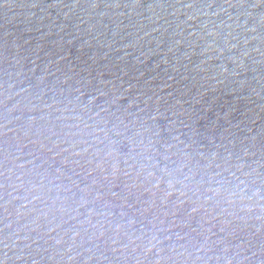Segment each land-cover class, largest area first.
<instances>
[{
	"label": "water",
	"instance_id": "water-1",
	"mask_svg": "<svg viewBox=\"0 0 264 264\" xmlns=\"http://www.w3.org/2000/svg\"><path fill=\"white\" fill-rule=\"evenodd\" d=\"M85 2L86 0H81V8L73 10L69 19H64L62 13L68 11V8L44 7L53 3V0H0V54L6 51L10 58L7 65L0 60V69L8 66L13 73L21 72L20 77L13 75V80L22 82H17L9 90L10 93L18 92L27 84L32 85L28 92L12 95L7 102V107L12 108L17 101H20L19 107L13 108L8 114V118L12 121L8 128L21 129L8 133L10 158L16 156V136H19L20 142L25 145L22 149L25 153L32 151L35 154L39 148V144L34 145L30 143L31 140L43 142L52 151L40 150L36 161L39 167L34 171L48 173V179L52 181L50 187L53 188L50 194L56 195L55 186L63 185L70 191L60 190L59 194L70 197L69 203H72L81 195H85L81 189L88 187L87 198L90 201L94 200L97 193L101 196L86 208L95 207L100 212L104 210L103 206L106 203L110 204L111 207L106 210L112 211L116 220L120 219L118 213L121 208L131 214L144 207V201L150 198L149 193L144 192V186L140 185L132 188L131 194L127 195V203L131 204L132 208L129 209L124 204L123 185L125 182L130 183L136 177L135 168L129 176L123 175L127 165L122 157L129 152V143L125 137L132 136L137 130L142 134L134 137L136 141L141 139L145 143L149 140L157 141L155 147L159 153L170 154L173 160L179 156V149L190 153L194 163L204 165L211 160V153L216 152L217 158L212 161V166L198 173V175L204 174L205 178L207 172H216L220 168L238 163L237 157L241 154L256 56V51L253 49L257 48L261 27L260 14L264 12V5L252 9L247 5L254 3V0H244L243 7L219 11V6L224 5V0H213V7L207 9L209 15H198L196 20L189 21L188 14L196 15L197 11L204 10L181 9L176 13L177 0H141L140 6L136 8L124 7L125 4L131 6L135 0H119L121 7L118 9L104 8L105 3H113L115 0H99L100 7L96 10L84 8ZM180 2L188 3L189 0H180ZM208 2L209 0H197L198 4ZM230 2L237 4L240 0H230ZM5 3L12 6L5 7ZM62 3L70 5L72 0H62ZM150 3H162L166 7L150 10L147 7ZM32 4H36L37 7H31ZM88 11L93 12L88 21L95 26L92 31L87 30V23H79ZM100 11H106L108 15L100 17L97 15ZM118 13L124 15H117ZM229 15L232 16L231 20L228 19ZM149 17L152 18L151 22ZM181 21H187V24L193 26L208 21V28L216 27L221 21L233 25L238 23L241 25L239 28H217L221 36L232 31L236 39L230 37L229 42L236 43L237 47L231 50L225 48L223 53L202 52L205 42L212 39L203 35L208 29L200 30L203 39L197 40L196 37H187L191 28L180 23ZM253 25L256 26V31H248L247 29ZM153 28L157 31H151ZM181 30L183 36L175 34ZM145 32L149 34L145 36ZM177 39H185V43L172 47ZM244 39L248 40L247 45L243 43ZM190 41L196 43L192 44ZM5 42L8 45L6 50L2 47ZM217 43L224 47L221 41L218 40ZM243 51L249 53L248 56L242 57L245 69L238 67V59H231V57H241ZM185 53L188 55L186 56ZM13 56L20 60L19 64L12 63ZM40 77L43 79H39ZM4 78L3 73L0 72V79ZM53 100L55 103H52ZM45 104H51V107H45ZM0 111H3L2 107ZM157 113L159 115H156ZM154 115L156 118L152 119ZM30 116H35L37 119L28 129L27 120ZM42 116L45 118L41 119ZM57 117L61 118L57 119ZM113 126L122 135H116V132L112 131ZM24 129L29 130L27 137L23 136ZM98 129L108 130V137L105 138L104 132L97 131ZM176 135H179L189 147L185 149L184 144H177L166 153L163 145L175 144L172 138ZM46 137L50 138L45 139ZM93 138H98L100 142H94ZM3 139L5 137H0V144ZM109 139L120 141L118 148L122 154L115 181H111V177L104 179L105 173L99 169L87 175L91 167L86 163L89 159L103 158L106 171L111 172L113 160L104 157ZM53 140L60 142L53 146ZM85 148L88 151L82 152L80 156L72 155L77 150ZM97 150L100 151L99 157L95 156ZM137 151L140 149L137 148ZM229 152L233 154L232 159L225 161L224 157ZM30 158L25 155L17 159L16 163ZM65 158L70 162L79 160L80 163L62 164L61 161ZM32 167L26 165V168ZM57 168H61L62 172L58 173ZM93 179L96 180L95 184L92 183ZM137 179L139 183L142 174ZM114 192L118 194L113 195ZM159 194L162 193L158 191ZM175 199V195L169 197L170 202ZM18 203L19 201H13L9 206V211L13 212V216L9 219L15 218L14 209ZM190 206L185 204L176 212V219H187L188 224L173 226L172 231L189 232L194 239L202 240L199 230L192 231V229L197 228L202 215L208 214L206 212L208 206L189 218L185 213ZM86 208L80 209L82 213L80 219L87 214ZM171 210L170 206L165 208L157 201L156 206L149 209L145 216L151 218L155 215L167 226L172 224L173 217L165 216L164 212ZM2 211L0 209V214ZM33 216L34 214H29L19 223L23 224ZM96 219L99 217L93 218L94 221ZM221 219L224 218L218 217L215 223L219 224ZM74 224L75 221L69 220L62 224L56 233L50 235L56 236L57 233ZM45 229L46 225L41 222L40 231L31 233L30 240L36 235H40L41 239L31 248L25 249V252L33 258L45 257L42 264H55V261L46 259L48 255L53 254L60 264H85V258L89 255H93L94 258L88 264H96L95 256L101 252L110 258L120 255L119 252L112 253L113 246L110 242H103L111 233H107L106 237L95 242L101 244L100 248H93L92 252L86 251L93 243L88 241V236L91 235V231L98 229L89 232L81 230V235L76 238L77 243L73 247V252H78L80 255L76 261L68 262L66 257L73 253L65 249L71 243V232L65 235L64 243L51 247L52 241L48 238L49 234H46ZM120 242H127L123 234ZM23 243L25 242H20ZM37 248L41 251H37ZM44 249L47 251H43ZM129 253L136 254L132 252L131 247L123 250L124 255ZM113 264H121V262L114 259Z\"/></svg>",
	"mask_w": 264,
	"mask_h": 264
},
{
	"label": "clouds",
	"instance_id": "clouds-1",
	"mask_svg": "<svg viewBox=\"0 0 264 264\" xmlns=\"http://www.w3.org/2000/svg\"><path fill=\"white\" fill-rule=\"evenodd\" d=\"M141 4V0H135V2L129 6L127 4L124 7L136 8ZM177 5L175 7V12L179 13L181 9H203L204 11H197L196 15L188 14L187 20H196L198 15L207 16L209 15L207 9L213 7V0H209L208 3H197V0H189L188 3H181L177 0ZM264 5V0H254V3L248 4V8L255 9L259 6ZM5 7H11L12 5L5 3ZM244 0H240L239 3L233 4L230 0H224V5L219 6V11H225L226 8L232 7H243ZM31 7H37L36 4H32ZM46 8H68V11L63 12L62 16L64 19H69L70 13L73 10L81 8V0H72L70 5H65L62 0H53V3L47 4ZM100 7L99 0H90V2H85L84 8L89 10H96ZM121 4L119 0H115L113 3H105L104 8H120ZM148 9H153L156 7L164 8L166 5L162 3L148 4ZM93 15L92 11L86 12L83 17L79 20L80 24H88V31H92L95 27L93 24L88 23L90 17ZM98 16L104 17L108 15L106 11H100L97 13ZM117 15H124L123 13H118ZM216 15V13H212ZM251 15V13H248ZM151 17H149V22H151ZM159 19V17H157ZM228 19L231 20L232 16L229 15ZM260 21L264 22V13L260 14ZM180 23L185 24L186 27L191 28V31L187 33V37H196L197 40L203 39V35L211 37L212 39L207 40L202 48V52L216 51L217 53H223L225 48L229 50L237 47L236 43H230L229 38L235 40L236 37L233 36L232 31H229L226 35L221 36V33L217 28L226 27L229 29L239 28L240 24H226L221 21L216 27L208 28V21L199 23L198 26H193L187 24V21H181ZM247 23V21H244ZM143 26V25H141ZM106 27V26H105ZM179 27V24L177 25ZM207 28V32L202 35V29ZM248 31L255 32L256 26L253 25ZM151 31H157L156 28L151 29ZM149 33L145 32L144 35L147 36ZM176 35L183 36V30ZM115 35V33H113ZM252 39H257V37H252ZM221 41L224 47H221L217 41ZM90 43V42H89ZM185 39L175 40L172 47L184 44ZM190 43L195 44L196 41H190ZM243 43L248 44V40L244 39ZM129 47L130 45H124ZM5 50L8 45L2 46ZM171 50V48L169 49ZM254 51L260 52L259 47L253 49ZM248 51L241 52V57H231L233 60H239L238 67L245 69V63L242 57L248 56ZM187 56L188 53H185ZM211 58V57H209ZM9 56L5 53L0 54V60L5 62L9 61ZM13 64H19L15 56L11 57ZM225 71L227 69H224ZM3 73L4 79H0V107L3 111H0V137H5L2 144H0V153H2V159H0V209H2V214H0V264H42L45 257L33 258L29 253L25 252V249L31 248L32 245L39 239L40 235L31 237L30 234L33 232H39L41 229V222L46 225V234L48 238L52 241L51 247L61 245L64 243V237L67 232H71V243L68 244L65 251L73 253L68 255L66 260L68 262H74L80 255L78 252H73V247L76 245V238L81 235V230L84 232H89L92 229H98V231H91V235L88 236V241L93 242L92 247L86 249L88 252H92L93 248H100V243H95L100 241L101 238L106 237L107 233L111 235L107 236L104 243L110 242L113 246L111 251L113 254L120 253L119 256H109L104 255L102 252L95 256L96 264H113V260L121 262V264H264V244L260 247H253L250 243V236H243V233L238 231V229L233 228L227 230L226 228L233 221H237L244 228H248L250 222H255L251 224V227L255 229V234L261 233L262 228H264V173L261 172V164L257 162L255 167L248 168L245 162L237 157L239 161L234 166H229L225 168H220L216 172H207L206 178L202 173L203 170L208 169L212 166V161L217 158V153H211V160L207 164L200 165L198 162H193V157L190 153L179 150V156L177 159L173 160L170 154H160L158 149L155 147L157 141L149 140L147 143L143 139L136 141L134 137L140 136L142 133L137 130L132 136H126L125 138L129 143V152L123 155L119 151L118 145L120 141L116 139H109L107 145V151L104 152V157L111 158L113 163L111 165V172H107L105 169V160L101 159H89L86 161L89 167L87 175H91L97 169L104 172V179H109L115 181L120 167V158H123L124 163L127 165V170L123 173L125 177L132 174L133 169H136V177L132 181L125 182L123 189L125 192L124 204L127 208L131 209L132 205L127 203V195L131 194V189L138 187L140 185L144 186V192L149 193V199L144 201V207L137 209L131 214L129 211L121 208L118 215L119 220L114 218L112 211H107L110 208V204H105L102 211L98 212L95 207H87L90 203H94L95 200H99L101 194L97 193L94 200L90 201L87 198V193L89 191L88 187L81 189L85 195H81L78 199H75L72 203H69L71 199L68 196H61L59 194L60 190L65 192L70 191L69 188L63 185H56L57 190L56 195H51L53 188L50 187L52 181L48 179V173H37L34 171L39 165L36 164L40 150H46L51 152L52 149L47 147L43 142L38 140H31L32 144H39V148L36 150L35 154L30 151L25 153L22 151L24 144L20 142V137L16 136V156L10 158V148L9 140L7 139L9 132L21 131V129H11L8 125L12 122L8 118V114L13 111V108L19 107L20 101H17L16 105L12 108L7 107V102L12 95H19L20 93H26L32 87L31 84H27L25 87L19 89L18 92L10 93L17 82L13 80L12 77L21 76V72L17 71L13 73L9 70L8 66L0 69ZM39 79H43L40 77ZM55 103V100L52 101ZM45 107H51V104H45ZM31 111V108H29ZM98 115V113H96ZM156 115H159L157 113ZM44 119L45 117H40ZM61 117H57L60 119ZM154 115L152 119H155ZM19 119V117H17ZM37 118L35 116L28 117L27 125L28 129L31 128L33 121ZM77 119H80L77 117ZM85 123V127H87ZM23 130V136L27 137L29 135V130ZM97 131H103L105 138L108 137V130L98 129ZM112 131L116 132V135H122L121 132L116 131L115 126H113ZM54 135V133H52ZM90 135V134H89ZM46 137L45 139H49ZM173 141L175 144H165L163 145L166 153L168 149L176 147L177 144H184V148L189 147L181 140L179 135L174 136ZM255 139V137H253ZM94 142H100L98 138H93ZM60 141L53 140L52 144L59 143ZM74 146V145H73ZM137 148L140 151H137ZM62 151H67V149H62ZM88 149L77 150L72 153V155L80 156L82 152H87ZM151 153V154H149ZM29 156L27 159L21 163H16V160L23 156ZM54 155H59V153H54ZM251 155L248 149H244L243 156ZM95 156H100V151L95 152ZM159 156V159H157ZM233 154L231 152L227 153L224 160L232 159ZM11 160V166H10ZM131 161V163H129ZM164 161V163H161ZM62 164H79V160L69 161L67 158L61 161ZM26 165H32V168H26ZM219 168V166L217 165ZM56 171L62 172L61 168H57ZM227 173V175H225ZM142 174V179L138 177ZM38 177V179H37ZM58 179V177H57ZM110 181V182H111ZM75 183V181L73 182ZM92 183L95 184L96 180L93 179ZM119 187V185H114ZM203 187V191L201 188ZM9 189H11L9 191ZM158 191L162 194L158 195ZM117 195L118 193H112ZM176 199L174 201H169V197L174 196ZM13 201H19L14 209V219H9L13 216V212L9 211V206ZM165 208L171 207V212L165 211L164 215L173 217V222L170 225H165L163 220H158L155 215L151 218L145 216V213L149 209L154 208L157 204ZM185 204L191 205L187 208L185 215L187 217H192L194 214L201 211V209L206 208L207 215H202L197 224L196 229L192 231L199 230V234L203 237L202 240L194 239L189 232L172 231L173 226L187 225L188 220H177L176 212L179 211ZM39 205V206H37ZM86 208L87 214L83 219L79 217L82 215L80 209ZM29 214H34L33 218L27 220L25 223L20 224L19 221L29 216ZM94 217H99V219L93 220ZM218 217L224 218L220 220V223H215ZM69 220L75 221V224L64 230L63 232L57 233L56 236L50 235L51 233H56L58 229L61 228L62 224L67 223ZM16 225V226H14ZM105 225L107 227H105ZM21 233H24L21 235ZM121 234L127 238L126 243L120 242ZM243 236V238H241ZM21 241L25 243L20 244ZM47 243V241H45ZM131 247L132 252L135 255L123 254V250ZM139 249V251H137ZM37 251L41 249L37 248ZM43 251H47L44 249ZM93 255H89L85 258V264L93 260ZM47 261H55V264H60V261L56 260L55 255H48L46 257Z\"/></svg>",
	"mask_w": 264,
	"mask_h": 264
},
{
	"label": "snow or ice",
	"instance_id": "snow-or-ice-1",
	"mask_svg": "<svg viewBox=\"0 0 264 264\" xmlns=\"http://www.w3.org/2000/svg\"><path fill=\"white\" fill-rule=\"evenodd\" d=\"M0 156H2V153H0ZM0 167H2V164H0Z\"/></svg>",
	"mask_w": 264,
	"mask_h": 264
}]
</instances>
